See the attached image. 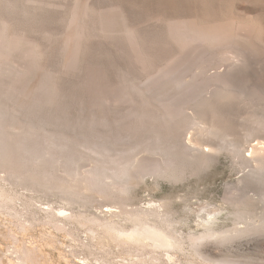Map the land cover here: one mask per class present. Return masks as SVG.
Here are the masks:
<instances>
[{
  "label": "rangeland",
  "instance_id": "1",
  "mask_svg": "<svg viewBox=\"0 0 264 264\" xmlns=\"http://www.w3.org/2000/svg\"><path fill=\"white\" fill-rule=\"evenodd\" d=\"M81 1H87L91 10L93 8V16L97 13L95 9H106L113 5L120 7L127 26L135 31L138 46L153 54L161 51L167 41L164 40L166 37L165 23L161 17L163 14L174 17L187 15L193 10H204L206 7H220L231 10L232 14H241L240 17L244 19L249 13L252 17L257 15L246 8L254 9L264 5V0ZM76 2L0 0V16L10 15L8 18L4 16L8 19L5 30L8 34L10 30L14 31L9 34L12 39L24 32L23 37L30 36L28 39L33 42L35 40L34 43L38 44L33 46L40 50L39 54L42 53L41 57L38 54L42 60L39 59V62L41 67L46 68L44 71L48 74L51 92H48L46 98V102L50 99L51 103L47 105L44 101L42 105L36 106L39 111L35 110V107L31 109L28 106H19L20 103L14 98L2 96L0 121L6 122L9 127L14 125V140L30 144L25 145L32 152L44 151L48 147L44 141H56L57 144V141L60 142L63 137L69 135V138L72 136L73 139L76 137L82 140L83 137H93L96 133L102 135L104 132L108 135L110 143L115 145L108 154L111 157L107 155L113 162L123 159L130 162H139L140 159L142 163L153 162V159L157 160L159 157L158 151L154 149L151 140L145 138V141L139 142L138 137L131 131L132 122L126 112L133 110L140 100L137 86L145 87L164 64L165 58L161 57L163 55H142L140 62V57L137 59L138 55H135L131 48L132 44L128 45L129 41L123 33H120V36L94 35L97 20H94V17H86L82 20H86V23L79 22L82 23L80 26L83 29L90 32L88 34L85 31L88 38L84 36L81 41L85 48L80 50L79 55H73L71 63L65 62V55H62V32L69 27V11L75 7ZM162 39L164 41H161ZM192 57L194 56H191V61H182L176 67L177 74L183 79H191L194 73L199 72L197 67L202 68L201 59ZM16 67V62L11 59H0V70L9 73ZM100 72L103 73L100 75ZM1 78L3 76L0 74ZM103 79H107L105 85L109 82L111 84L106 89L108 93L111 92L109 101L104 98L97 99L100 95H96L100 86L97 82H103ZM56 84L61 85L58 87ZM102 111H105V114L103 113L104 117L101 119ZM95 114L98 115L97 119ZM105 118L106 123L102 122ZM25 128L29 129L31 134H22ZM196 130L197 127L186 128L185 137L193 136ZM5 133L6 131L1 135ZM218 140L220 141V138ZM79 147H75V160L72 165L60 162L54 166L42 167L43 170L67 177V174H73L74 171L76 175L77 172H88L94 160L98 161V157L102 160V156L95 155L90 149ZM19 148L21 147L17 148L18 156L24 158L28 155ZM55 152L63 151L56 148ZM232 156L231 152L223 150L206 163L199 160L193 162L183 157L185 162L179 163L175 173L162 177L147 174L143 176V180L129 182V185L125 182L128 180L125 176L120 179L119 176L116 177L118 181L113 177L107 182L113 181L110 184L115 185L112 197L100 195L96 187L80 190L76 196H72L54 183L46 185L44 182L42 184L17 179L0 166V264H264V229L260 228L264 221V181L260 184H256L253 178L239 181L242 168ZM72 174V178L79 177ZM122 187H125L124 190ZM214 209H220L222 212L212 219V215L207 212ZM206 221H210L208 224L212 222L215 230H220L217 232L226 234L232 233V229L238 227L250 230L249 233L241 235L233 234L232 239L230 237L219 240L216 236L206 235ZM143 226L154 227L165 235H171L175 247L162 248L155 246L151 240L149 242L143 239L142 243L129 241L122 236Z\"/></svg>",
  "mask_w": 264,
  "mask_h": 264
},
{
  "label": "bare ground",
  "instance_id": "2",
  "mask_svg": "<svg viewBox=\"0 0 264 264\" xmlns=\"http://www.w3.org/2000/svg\"><path fill=\"white\" fill-rule=\"evenodd\" d=\"M75 1H77L75 7L73 6L74 8L69 11V18L67 17L69 27L67 26L68 28L66 27V30L62 32V55H65V58L68 59H65V62L71 63L73 55H79L80 50L85 48L81 41L84 36L87 37L85 35L87 31L80 25L86 21H82L86 17H90V19L94 17V20H97L95 21L97 25H95L96 29L94 30L96 31L94 35L97 34V36L104 37L107 34H119L120 36V33H123L129 41L128 45L132 44L131 48L135 55H138L137 59L140 57V62L143 59L142 55H163L161 57L165 58V61L162 60L164 64L161 63L162 66L145 84V87L137 86L139 87L137 91L140 94V100L138 102L136 99L138 103L133 110L126 112V116L132 122L131 126H129L136 138L138 137L140 143V140L145 141V138L151 140L150 142L153 144L154 149L158 151L159 157L157 160L153 159V162L148 163H146L147 161L142 163L141 159V162L138 159L136 160L139 162H130V160L124 159L113 162L114 160L109 158L111 156L108 154L115 148V145L110 143L108 135L104 134V132H102L104 135L94 133L95 136H86L82 140H78L76 137L73 139L72 136L69 138V135L66 138L63 137L62 141L60 136L61 143L57 141L56 144L55 140V142L52 140L54 143L44 141L45 145L48 146L44 151L32 152L26 148L30 144L21 143L22 140L20 143L14 140L12 136L14 125L11 124L12 127L10 126V128L6 122L0 121L2 126L0 130V166L8 170L9 175L17 179L36 181L42 184L44 182L46 185L54 183L57 187L60 186L67 190L72 196H76L80 190L96 187L100 191V195L102 194L103 196L104 194L112 197L114 195L113 186L115 185L110 184L113 181L107 183L108 179L115 177L118 181L116 177L119 176L120 179L121 176H125L128 179H125V182L129 185V182L141 181L140 179L147 174L162 177L175 173L178 170V166H180L179 163L182 161L181 164H184L185 159L183 157L192 161L199 160L202 163H206L210 158L216 156L217 153L227 150L232 153L235 162L242 168L239 181L251 178L254 179L256 184L264 181V5L260 8H246L247 11L254 12L257 15L252 17L249 16V13L244 19L240 17L241 14L235 15L232 14L231 10L220 7L217 9L206 7L204 10H193L187 15L174 17L163 14L161 17L165 23L164 34L166 39L164 40L167 41L161 51L158 50L159 52L153 54L143 51L138 46L137 37L134 34L135 31L127 26L120 7L113 5L106 9H95L97 13L93 16L92 13L94 14L95 11L91 13L93 8L91 10L87 1ZM4 16L8 18L10 15L8 17L6 15L0 16V59H11L16 62L17 67L9 73L0 70V74L3 76L0 79V98L2 96L14 98L20 103V105L18 104L19 106H28L31 109L35 107L34 109L39 111L40 109L36 108V106L42 105L44 101L46 102L48 92H50L48 74L46 75V71H44L46 68L44 65L45 69L41 67L39 62V59L41 60L39 57H41L42 53L40 52L39 54L38 51L40 50L35 49L36 45H38L34 43L35 40L33 42V40L28 39L30 36H26L27 38L23 37L24 32V34L20 32L15 39H12V36L9 35L12 30L9 31V34L5 30L7 28L6 25L8 26L6 24L8 19ZM81 21L82 23L79 24ZM94 30L92 33H94ZM12 32L14 33V31ZM48 36H50V33H48ZM164 40L162 39L161 41ZM189 55L200 58L202 68L200 66L197 67L199 72L197 74L194 73V76L190 77L191 79H183L177 74L176 67L182 61H191V56ZM223 61H227V63H222ZM212 69L214 70L211 71ZM102 73L100 72V75ZM106 80L97 82L98 86L100 83L99 88L97 87L99 91L97 89V92L95 91L97 96L100 94L97 99L111 100V92L108 93L106 91L111 84H109V80V83L105 85ZM56 85L58 86V84ZM56 90L61 92V90ZM59 94L58 96H60ZM48 100L51 103L50 99ZM49 102H46L47 105L50 104ZM102 103L104 102L102 101ZM104 112L102 111V114ZM94 116L98 117L96 114ZM102 122L106 123V118ZM195 127H197L196 133L186 138L184 134L186 128ZM2 131H6L5 135H1ZM22 134L29 135L31 132L25 128L22 130ZM219 138L220 141L218 140ZM79 146L82 149L84 147L88 150L90 149L95 155L102 156V160L105 156L104 160L102 161L98 157V161L94 160L95 162L93 165L91 164L92 166L90 165L91 168L89 167L88 172H77L76 175L74 171L73 174L79 176L75 178H72V173L67 174V177H63L54 172L49 173L43 170L42 167L54 166L60 162L72 165L75 160L74 152ZM18 147H21L19 149H23L28 155L24 156V158L18 156ZM56 148L63 152H55ZM112 153L114 152L112 151ZM124 186L127 189L125 184ZM125 187H122V189L124 190ZM209 211L212 212H207V214L212 215V219L222 212L220 209ZM208 223L210 221L204 225L206 235L216 236L219 240H226L233 234L234 236L241 235L250 230L249 228L238 227L233 228L232 233L226 234L217 232L218 229H214L211 225L212 222L211 224ZM260 228L264 229V221H262ZM260 228L257 229L260 230ZM110 229L108 228V230ZM167 235L160 229L143 226L135 228L122 236L129 241L142 242L144 239L150 242L151 240L155 246L162 248L176 245L173 241L174 238L172 239L171 235Z\"/></svg>",
  "mask_w": 264,
  "mask_h": 264
}]
</instances>
